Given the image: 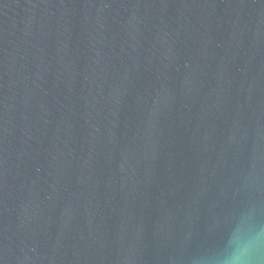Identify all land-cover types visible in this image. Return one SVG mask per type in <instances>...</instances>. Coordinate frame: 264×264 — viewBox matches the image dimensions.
Segmentation results:
<instances>
[{
	"label": "water",
	"instance_id": "95a60500",
	"mask_svg": "<svg viewBox=\"0 0 264 264\" xmlns=\"http://www.w3.org/2000/svg\"><path fill=\"white\" fill-rule=\"evenodd\" d=\"M241 223L264 0H0V264H219Z\"/></svg>",
	"mask_w": 264,
	"mask_h": 264
},
{
	"label": "clouds",
	"instance_id": "9594fccd",
	"mask_svg": "<svg viewBox=\"0 0 264 264\" xmlns=\"http://www.w3.org/2000/svg\"><path fill=\"white\" fill-rule=\"evenodd\" d=\"M262 246L264 231H253L250 226L241 223L233 232L219 264H255Z\"/></svg>",
	"mask_w": 264,
	"mask_h": 264
}]
</instances>
